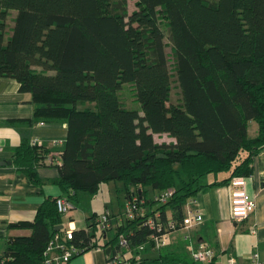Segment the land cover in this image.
Wrapping results in <instances>:
<instances>
[{"label":"trees","instance_id":"1","mask_svg":"<svg viewBox=\"0 0 264 264\" xmlns=\"http://www.w3.org/2000/svg\"><path fill=\"white\" fill-rule=\"evenodd\" d=\"M133 1L128 13L127 0H0V78L31 95L29 125H66L50 183L74 205L109 182L121 184L125 200L138 198L133 217L121 212L115 227L100 232L93 213L70 241L82 253L110 249L109 262L122 235L124 254L134 253L118 264L133 263L139 246L152 243L147 218L157 214L162 226L181 228L189 201L250 177L264 150V0ZM126 84L138 109L120 98ZM162 134L174 142L155 143ZM51 147L23 139L14 152L17 171L39 188L37 169L52 158ZM170 190L164 204L154 199ZM56 199L45 198L32 222L9 225L29 235L8 239L0 264L43 263L65 223Z\"/></svg>","mask_w":264,"mask_h":264},{"label":"crops","instance_id":"2","mask_svg":"<svg viewBox=\"0 0 264 264\" xmlns=\"http://www.w3.org/2000/svg\"><path fill=\"white\" fill-rule=\"evenodd\" d=\"M32 118L31 95L20 92L15 80L0 78V255L8 239L29 235L28 230L12 229L9 225L32 222L45 198H58L62 195L60 189L50 183L58 177L57 164L60 163V157L57 151L61 149V145L51 147L52 158H48L44 166L37 169L44 182L41 188L34 186L13 164L14 152L23 139L37 143H63L66 138L65 124L29 125ZM247 178V191L255 200V209L245 221H231L226 186L208 188L185 206V212L189 209L198 210L203 219L201 225L188 232L189 240H184L186 231L176 230L170 234L167 246L156 249L152 243L145 244L140 253L141 261L126 264H201L192 259V251L199 245L208 246L215 251V260L207 264H225L230 260L235 264H250L254 253L258 254L264 264V150L253 159L252 174ZM221 179L222 177H217V181ZM207 182L210 184L214 179L210 177ZM80 197L81 195L78 203ZM125 199L124 196L122 202H118L117 208H105L112 214L113 227L120 220ZM72 207L68 217L74 222V227L87 228V218L90 216L80 212L76 205L72 204ZM156 208L157 206L153 210ZM80 220H84V223H80ZM109 235L113 236V233ZM133 253L134 251L128 254L123 252V260ZM107 256L102 249L90 250L73 257L68 264H107Z\"/></svg>","mask_w":264,"mask_h":264},{"label":"built area","instance_id":"3","mask_svg":"<svg viewBox=\"0 0 264 264\" xmlns=\"http://www.w3.org/2000/svg\"><path fill=\"white\" fill-rule=\"evenodd\" d=\"M37 143V142H36ZM41 144V143H38ZM61 141H51V146L55 147L61 145ZM59 155V154H58ZM248 178L246 177H234L230 183L226 186L229 193V207H230V219L234 223H241L245 221L255 209V200L247 191ZM172 191H166L160 195H157L154 199L164 204L172 195ZM138 198L133 195L128 200H125L122 210V218L133 217L134 205ZM192 202V201H191ZM56 208L65 220L62 225L61 232L56 233L50 238L47 247L43 254L42 264H68V262L75 256L82 254L81 249L76 247L70 241L73 239V232L76 230L74 222L69 219L68 215L73 209L72 204L63 197L56 199ZM203 219L198 210H187L181 228H176V224L172 221L167 222L162 226L159 221V215L156 214L155 218L149 217L145 221V225L154 229L156 234L152 236L151 242L156 249L163 248L168 245L170 241V234L176 230L186 231L184 240H189L188 232L198 225H201ZM112 214L110 211L105 210L98 218L97 225L100 232H105L112 228ZM119 250L115 254L114 258L107 262V264H118L123 260L122 253L128 247L126 238L120 235L117 239ZM141 245L138 251L143 250ZM216 258L215 251L205 245H199L192 251V259L196 263H212ZM141 261L140 254L135 255L133 263H139ZM225 264H235L233 260L228 261ZM250 264H262L257 253L252 254Z\"/></svg>","mask_w":264,"mask_h":264},{"label":"rangeland","instance_id":"4","mask_svg":"<svg viewBox=\"0 0 264 264\" xmlns=\"http://www.w3.org/2000/svg\"><path fill=\"white\" fill-rule=\"evenodd\" d=\"M134 1L133 0H127V10L128 13H131L135 7H134ZM15 16V12L11 13L10 17L7 19V25L8 27H12V18ZM166 43V49L165 52L168 57V62L171 69V55H170V48L168 45V39H165ZM132 85L126 84L120 91V98L122 99V102L124 103V106L128 109H138L139 104L135 101V97L133 95L134 87H131ZM171 99L170 103L173 105H176L179 102V93L176 89H174L171 92ZM257 135V124L255 122H250L248 127V137L253 138ZM154 140L156 143L163 144V143H171L173 140L167 137V135H155ZM210 178V177H209ZM208 178V180H209ZM121 187V184L119 182H109L106 184H102L100 186V190L97 193L96 196H90L87 194H81L79 203L77 200L75 201L76 208L80 212H84L91 216L93 213H101L105 210V208L113 209L117 208L118 202H122L124 198V192L119 191L118 189ZM151 198V196H149ZM90 218V217H89ZM88 219V218H87ZM65 221V219H64ZM80 223H84V220H80ZM112 237V235H109Z\"/></svg>","mask_w":264,"mask_h":264},{"label":"water","instance_id":"5","mask_svg":"<svg viewBox=\"0 0 264 264\" xmlns=\"http://www.w3.org/2000/svg\"><path fill=\"white\" fill-rule=\"evenodd\" d=\"M9 164H10V163H9ZM61 229H62V226H59V227L57 228V230H61ZM109 252H110V249H107V250H106V254L108 255Z\"/></svg>","mask_w":264,"mask_h":264}]
</instances>
